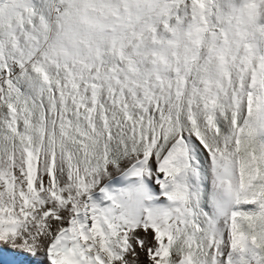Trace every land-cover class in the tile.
<instances>
[{
	"label": "snow or ice",
	"instance_id": "1",
	"mask_svg": "<svg viewBox=\"0 0 264 264\" xmlns=\"http://www.w3.org/2000/svg\"><path fill=\"white\" fill-rule=\"evenodd\" d=\"M264 264V0H0V264Z\"/></svg>",
	"mask_w": 264,
	"mask_h": 264
},
{
	"label": "bare ground",
	"instance_id": "2",
	"mask_svg": "<svg viewBox=\"0 0 264 264\" xmlns=\"http://www.w3.org/2000/svg\"><path fill=\"white\" fill-rule=\"evenodd\" d=\"M6 253H9V252L6 251ZM16 255L17 254H15L14 252L11 255L10 254H8V255L6 254V260H7V262L14 260L16 258ZM139 260H140V264H148L147 257L143 253H141V255L139 257Z\"/></svg>",
	"mask_w": 264,
	"mask_h": 264
},
{
	"label": "rangeland",
	"instance_id": "3",
	"mask_svg": "<svg viewBox=\"0 0 264 264\" xmlns=\"http://www.w3.org/2000/svg\"><path fill=\"white\" fill-rule=\"evenodd\" d=\"M6 251H8L9 253H6ZM12 253H13V252H11L10 249H7V248L4 249L3 257H2L3 264H8V262H7V260H6V254H7V255H8V254L11 255ZM15 254H17L15 259H19L21 254H19V253H15ZM15 259H14V260H15Z\"/></svg>",
	"mask_w": 264,
	"mask_h": 264
}]
</instances>
